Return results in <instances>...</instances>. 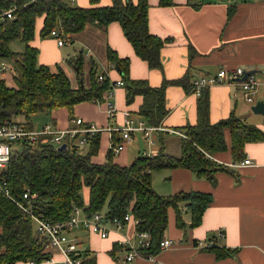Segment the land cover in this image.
Here are the masks:
<instances>
[{
  "label": "trees",
  "instance_id": "trees-1",
  "mask_svg": "<svg viewBox=\"0 0 264 264\" xmlns=\"http://www.w3.org/2000/svg\"><path fill=\"white\" fill-rule=\"evenodd\" d=\"M90 1L91 5L82 7L70 0H17L15 20L0 26V62L7 58L13 62L9 69L0 72V122L14 118L30 129L32 114L61 106L70 113L77 102L102 101L104 91L115 85L106 76L98 78L103 73L98 70L95 59L89 66L87 84H83L81 50L66 58L67 64L77 71L79 82L76 87L70 84L61 67L51 70L47 64H40L38 48L29 44L38 18L41 19L38 31L41 38L48 36L54 28L62 35L71 36L83 30L87 23L105 28L108 23L117 21L135 55L147 62L148 67L163 69L160 49L169 39L149 31L148 0H111L108 5H98V0ZM189 2L194 7L199 5L191 0ZM158 3L169 6L174 0H158ZM234 10V4L227 7V18ZM16 39L23 42L22 50H11L10 43ZM187 48L189 62L184 73L175 79L163 77L159 86H152L147 79L130 78L129 58L121 57L112 48L106 47L108 62L120 73L126 103L132 102L135 95H140L142 102L136 112L147 124L158 126L168 112L167 85L179 84L190 90V60L197 53L190 43ZM6 72L11 73L10 76ZM196 110V122L185 124L182 129L185 137H179L180 151L177 156L168 153L163 144L155 153L138 154L131 162L119 165L113 160L114 153L109 147L105 160L97 163L91 155L98 149L100 131L87 137L86 143L77 151L75 143L68 138H65L66 146L62 149L49 141L33 144L13 142L9 161L0 172V179L7 188L6 194L0 190V264H16L18 261L37 263L49 260L52 253L47 238L35 230L31 217L18 203L49 221L63 220L75 206H80L88 214L103 210L110 218L122 217L129 211L132 218L137 219L134 224L136 232L149 233V245L139 248L143 256L161 250L159 240L164 237L167 227L168 207L175 212L178 228L185 230L197 226L212 200L210 192L178 190L172 194H159L150 183L151 172L163 168H188L195 176L215 185V173L223 170L236 180L235 167L219 163L211 156L228 149L233 162L241 160L245 157V143L263 141L264 130L245 122L235 113L210 122L207 87L198 95ZM225 129L228 130L229 144L224 138ZM111 136L113 144L118 142V138ZM84 186L88 188L86 203L81 193ZM26 191L28 197L24 198ZM185 210L190 213L188 223L183 219ZM208 240L213 242L203 246V249L212 251L216 258L232 254L233 249L221 246L215 236H210ZM81 255L85 264H94L95 259L87 250H83Z\"/></svg>",
  "mask_w": 264,
  "mask_h": 264
},
{
  "label": "crops",
  "instance_id": "crops-1",
  "mask_svg": "<svg viewBox=\"0 0 264 264\" xmlns=\"http://www.w3.org/2000/svg\"><path fill=\"white\" fill-rule=\"evenodd\" d=\"M71 2L82 7L91 5L90 0ZM110 3L111 0H98L96 4ZM230 4H234L235 10L231 17L227 18V7ZM147 11L149 31L158 37L169 39L160 49L162 70L148 67L147 62L135 55L117 21L108 23L105 28L87 23L83 30L69 36L67 43L58 46L51 36H39L41 19L38 18L34 36L29 44L38 48L37 58L40 64H47L49 68L61 67L68 75L70 84L76 87L79 82L77 72L67 64L66 58L78 50L82 51L83 56L84 85L87 84L89 66L93 59L97 62L98 70L111 82L115 83L121 79L119 71L111 66L105 56L106 47L109 46L117 55L129 58L130 78L147 79L152 86H159L163 77L175 79L184 73L189 62L187 46L190 43L197 53L190 60V82L194 77L216 73L220 68L242 67L246 71L254 70L252 74L261 82L255 100L264 99V0L205 1L197 7L191 5L189 0H174L173 5L169 6L160 5L158 0H148ZM64 45L72 47L70 51H65L67 57L61 55L60 46ZM66 65L70 72H75L73 82L66 71ZM111 91L109 99L113 106L112 114L108 113L104 91L102 101L77 102L70 113L64 106L43 112L45 118H40V115L34 113L30 128L38 129L47 123L57 129L69 128L73 127L72 119L79 116L84 122H91L101 129L98 149L91 155L94 162L101 163L111 145V135L118 138L119 134L114 128L123 122L125 115L148 125L136 112L142 102L140 95H135L133 101L127 104L122 84L114 85ZM207 96L210 122L235 113L245 122L253 123L264 130V119L250 109L252 103L244 100L238 83L222 81L211 84L207 86ZM165 97L168 112L158 125L163 129L150 132L151 142L145 139L141 131H131V142L113 155L116 163L124 165L138 154L155 153L163 144L168 153L176 156L179 154L180 135L169 129H180L183 132L185 124L196 122L198 96L191 90H185L181 85L175 84L166 86ZM224 138L229 144L227 129L224 130ZM243 151L252 163L231 165L235 167L236 180L229 172H216L215 185L195 176L188 168H163L151 172V177L154 172L161 174L162 184L159 186V192L154 188L159 194L197 190L210 192L212 196L200 223L194 228H178L175 225L173 208H167L164 237L170 238L173 244L153 254L151 259L143 256L139 249L132 261L125 259L129 244L137 246L138 243L132 221L125 223L120 229L111 226L106 237H101L95 232L88 234L86 228H79L74 233L78 237L80 247L94 257V264H264V140L245 143ZM211 157L227 165L242 160L233 162L228 149L215 152ZM166 178H169L168 183ZM87 195L88 188L84 187L82 199L85 203L88 201ZM183 219L186 223L190 220V213L186 210ZM219 228L224 234L218 242L221 246L233 249L232 254L220 259L202 246L210 236H215ZM79 230L81 234L77 233ZM122 241L125 243L121 244ZM50 250L56 261H18L16 264H59L61 254Z\"/></svg>",
  "mask_w": 264,
  "mask_h": 264
},
{
  "label": "built area",
  "instance_id": "built-area-1",
  "mask_svg": "<svg viewBox=\"0 0 264 264\" xmlns=\"http://www.w3.org/2000/svg\"><path fill=\"white\" fill-rule=\"evenodd\" d=\"M72 1V0H70ZM18 6L17 0H0V26L9 20H15L16 18V8ZM49 36L54 38L57 45H62L68 42L69 36L62 35L60 30L54 28L50 31ZM9 69L5 60L2 59L0 62V72ZM246 70L242 67H234L232 69L220 68L216 73L204 74L191 79L190 90L196 96H198L201 91L214 83L227 81L229 83L236 82L239 84L241 94L246 102L254 103L256 93L258 91L260 81L257 80L252 73H247L244 79L239 78L245 74ZM105 74H99L98 78L103 79ZM122 81L118 79L114 84H121ZM112 89L105 90V96L108 103V113L112 114V103L109 99ZM99 102V101H98ZM127 114V113H125ZM73 127L57 129L51 124L47 123L42 125L38 129H29L21 121H16L15 119H4L0 122V172L5 168L6 163L9 161V157L12 150L13 142H25V143H36L38 141L51 142L56 146H59L65 138L72 139L75 143L74 149L77 151L79 146L86 143L87 137L91 136L92 133L100 131L101 129L96 127L93 123L84 122L81 117H76L72 119ZM115 132L119 134L118 142L113 144L111 142L110 148L114 154L118 153L125 145L132 140L131 131L139 130L142 132L145 139L149 142V134L152 130L159 129L162 130L160 126H152L150 124L146 125L143 121H135L128 115H125L123 122L116 128ZM169 131L179 134L181 137H185L184 133L180 130ZM252 160L245 157L239 162L232 163L230 165H250ZM1 178V174H0ZM0 190L5 194L7 193V188H5V183L0 179ZM23 197H28V192L23 193ZM20 208H22L28 216L31 217L34 224L35 230L40 234L44 235L48 240L49 249H53L61 254V259L58 261L59 264H85L84 258L81 253L83 248L80 247L78 243V237L74 233L79 228H86L91 232H96L101 237H106L110 227L120 229L122 226L132 221L134 224L137 219H133L129 211L125 212L122 217H108L103 210L93 211L92 213H86L82 210L80 206L74 207L68 217L59 221H49L40 214H34L28 206L18 203ZM137 246L129 244V248L125 253V259L129 262L132 261L138 254V249L149 245V233L147 231H137L136 233ZM224 231L222 229H217L215 232V237L221 239L223 237ZM160 249H165L173 244V241L168 237H163L159 240ZM213 241L208 240L202 243V246H209ZM125 242H121L123 244ZM154 255L146 256L147 258H152ZM56 261L51 253L49 260L46 261ZM162 264V263H158Z\"/></svg>",
  "mask_w": 264,
  "mask_h": 264
},
{
  "label": "rangeland",
  "instance_id": "rangeland-1",
  "mask_svg": "<svg viewBox=\"0 0 264 264\" xmlns=\"http://www.w3.org/2000/svg\"><path fill=\"white\" fill-rule=\"evenodd\" d=\"M191 1H196V2H198L199 4H201L202 2H205V1H216V0H191ZM46 38H51L49 35L47 36H45ZM23 47H24V44H23V42L21 41V40H19V39H16L15 41H12L11 43H10V48H11V50H13V51H16V50H22L23 49ZM60 49H61V55L62 56H64V57H67L66 56V53H65V51H70V49H72V47H70V46H68V45H64V46H60ZM5 62H6V64L9 66V65H12V60L10 59V58H7L6 60H5ZM62 64L64 65L65 64V62H64V60H62ZM50 68H52V69H55L56 67L55 66H53V67H50ZM65 68H66V71L67 72H69V76H70V78H71V81L73 82L74 81V76H75V72H70L69 71V68H68V65H66L65 66ZM77 72V71H76ZM85 72V71H84ZM6 74L7 75H9L10 76V74L11 73H9V72H6ZM84 77H85V75L83 76V79H84ZM85 80V79H84ZM46 112V111H45ZM37 115H40V116H38V117H40V118H45V116L43 115V112H38L37 113ZM20 119V118H19ZM161 180V174H159L158 172L157 173H153L152 174V177H151V183H152V187L153 188H155L158 192H159V186H160V184H162V181H160ZM168 180H169V178H166V182L168 183ZM85 187V186H84ZM83 187V188H84ZM83 188H82V191H83ZM82 191H81V193H82ZM161 193V192H160ZM86 232H88V234L89 233H91V231L90 230H88L87 229V231ZM94 232V231H93ZM77 233L79 234H81V231L79 230V231H77ZM96 233V232H95ZM98 234V233H97ZM99 235V234H98ZM23 262H26V261H23Z\"/></svg>",
  "mask_w": 264,
  "mask_h": 264
},
{
  "label": "water",
  "instance_id": "water-1",
  "mask_svg": "<svg viewBox=\"0 0 264 264\" xmlns=\"http://www.w3.org/2000/svg\"><path fill=\"white\" fill-rule=\"evenodd\" d=\"M254 70H247L245 74L240 77L239 79L242 80L245 78L247 73H252ZM80 85H82V82L80 80ZM250 109H252L253 112L260 114L262 118L264 119V99L262 100H256L254 103L251 104ZM66 143L65 141H62V143L58 146V149L65 148Z\"/></svg>",
  "mask_w": 264,
  "mask_h": 264
}]
</instances>
